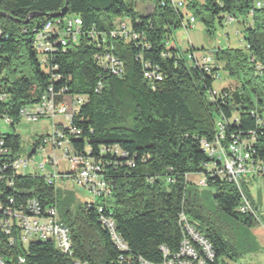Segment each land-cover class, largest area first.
<instances>
[{"label": "trees", "instance_id": "16d2710c", "mask_svg": "<svg viewBox=\"0 0 264 264\" xmlns=\"http://www.w3.org/2000/svg\"><path fill=\"white\" fill-rule=\"evenodd\" d=\"M138 1L148 2L150 10L138 12L134 6ZM185 7L209 34L215 21L222 25L229 17L242 26L245 50L212 51V70L220 67L237 82L232 90L223 88L215 101L208 96L215 88L214 79L168 46V34L183 19L170 0H0V119L7 118L12 127L19 124L21 107L36 103L49 89L59 93L58 101L84 97L71 123L80 135L70 142L99 165L98 174L111 189L105 202L84 203L75 212L58 214L69 230L70 254L61 252L52 240L22 243L13 226L10 235L0 232V254L6 261L22 256L26 264H73L75 260L125 264L99 220L104 215L112 218L127 254L161 264L162 248L169 255L179 249L181 212L210 241L216 261L227 263L225 258L237 254L212 220L199 187L186 176L205 177V186L213 188L210 200L221 215L246 226L255 223L252 214L238 210L234 184L226 177L210 176L218 164L199 141L211 140L215 120L222 119L226 138L230 134L245 138L253 132L251 151L264 160V127L258 123L264 112V8H255L253 0H186ZM70 15L81 19L83 32L103 34V41L83 33L77 43L69 41L63 47L54 45L52 37L50 51L38 50L36 36L44 23ZM121 19L129 20L136 39L109 35ZM110 46L122 63L119 75L95 58ZM155 66L162 79H146L144 71ZM0 140L8 149L0 156V202L18 208L35 198L43 207H55L53 184L42 175L19 174L9 166L17 157L20 135L0 133Z\"/></svg>", "mask_w": 264, "mask_h": 264}, {"label": "built area", "instance_id": "2783aa9c", "mask_svg": "<svg viewBox=\"0 0 264 264\" xmlns=\"http://www.w3.org/2000/svg\"><path fill=\"white\" fill-rule=\"evenodd\" d=\"M170 4L175 9H181L186 5V0H170ZM253 4L255 8H264V0H253ZM250 13H252V10ZM228 20H233V18L229 17ZM194 21V17L190 15L188 24ZM183 28L186 29L187 27L184 26ZM83 33L95 40L102 37L103 41L104 38L103 34L94 30L83 32L82 21L78 16H66L62 21L59 19L47 21L36 36V47L40 51H50L53 44H60L65 47L69 41L77 43ZM109 35L127 40H134L138 37L137 33L131 30L128 19H121L115 28L109 32ZM52 37H54L53 44L49 41ZM111 50L112 46L106 47L100 54L95 55V58L99 61V64L112 74L119 75L122 63L113 55ZM187 58L206 75L211 76L214 81L221 80L220 67H217L216 71L212 70L215 67V62L211 51L201 54L189 51ZM44 60L42 58V61ZM256 68L260 69L259 66ZM143 76L151 81L162 79L157 66L144 71ZM98 86H100V82ZM221 92V88H214L209 91L210 100L215 101V97H219ZM58 94L49 89L48 92L40 96L36 103L23 106L19 111L21 120L24 119L27 122H36L42 118L52 120L50 133L41 136L35 147V151L37 148L45 149L46 146L51 150L43 158V162L39 163L38 168L43 171L46 164L49 165L51 173H44L42 176H44L47 184H53L52 177L59 175L56 172L59 160L54 157L53 152L56 150L61 151L62 159L68 168V172L63 173L62 176L70 177L78 186L89 193L92 200L86 202L88 203L87 206L97 200L105 202L111 196V189L106 179L98 174L99 165L92 163L90 157L77 152L70 142L71 137L80 135V131L74 128L71 123L79 107L83 104L84 97L74 96L67 100L58 101L56 99ZM252 113L254 115L258 112L252 111ZM58 116L63 118L64 123L53 122V119ZM3 121L5 123L9 122L7 118ZM223 123L222 119H216L214 137L211 140L201 138L199 144L201 149L214 161V165L218 164V167H214L215 171L210 176H223L226 177L228 182L234 184L239 194L238 210L253 216L254 210L249 198L242 189L241 180L246 177L264 176V160L254 157L251 151L252 141L254 140L253 132H250L249 136L245 138H240L234 134H230L226 138ZM258 123L260 127H264V112L258 117ZM2 145L3 141L0 140V156L8 153V149L2 147ZM29 160L31 158L20 159L16 157L9 163V166L13 171L17 172L19 169L25 168ZM198 175L202 177L198 181V186H205V177L201 174ZM189 176H186L187 181H189ZM101 210L102 208L99 207V211ZM99 220L109 231L111 240L116 247L122 252L119 256V260L122 263L153 264L141 256L133 257L127 254L128 247L117 234L111 217L100 215ZM179 221L183 230L179 249L169 255L167 250L162 248L165 258L161 264H227L222 261H216L215 250L210 241L192 227L182 212L179 214ZM13 226L18 230V236L22 243H27L29 238L31 240H52L61 252L70 254L72 251L69 230L59 220L57 209L54 206L43 207L35 198L27 199L18 208H12V206L0 202V232L10 235ZM12 241L13 239L9 238V242ZM10 262L5 260L3 254H0V264H26L25 258L22 256H18L14 261L11 259ZM73 264L88 263L75 260Z\"/></svg>", "mask_w": 264, "mask_h": 264}, {"label": "rangeland", "instance_id": "374dc122", "mask_svg": "<svg viewBox=\"0 0 264 264\" xmlns=\"http://www.w3.org/2000/svg\"><path fill=\"white\" fill-rule=\"evenodd\" d=\"M134 6L138 12L149 11L151 8L148 2L142 1L134 2ZM180 11L183 15L181 25L178 28H173L168 34V46L177 48L180 54H183L187 64H190V60L187 58L190 48H193L198 54L207 51L212 52L216 48L223 47L245 50L246 44L243 39L242 26L235 20L225 18L222 25L215 21L209 34L199 18L188 24L189 17L192 14L185 6ZM184 26L187 28H183ZM221 77L220 81L214 82L213 86L215 88L232 90L237 85V82L228 78L222 70ZM53 120L54 122L61 121L64 123L61 117H56ZM51 124L52 120L49 118H42L36 122H27L22 119L19 124L12 127L0 119V133L5 134L14 131L20 135V148L16 153L17 158H31L25 168L17 171L19 174L43 175L44 173H51L48 164H46L43 171L38 168L39 163L43 162V158L51 152L47 146L45 149L37 148L32 155H29L34 143L41 136L50 133ZM53 154L59 160L56 170L59 175L52 177L55 207L58 214L66 210L75 212L82 204L92 200V197L70 177L62 176L63 173L68 172L67 165L62 159L61 151L56 150ZM50 156L52 157V155ZM201 179L202 177L198 174L191 175L189 176V183L198 186V181ZM241 185L254 210L255 223L251 226L234 222L221 215L216 211L210 200V192H213V188L208 186L198 187L201 191L203 204L208 209L212 220L216 221L224 238L237 252L233 259L225 258L227 264H264V176L246 177L241 180ZM30 240L29 238L28 241Z\"/></svg>", "mask_w": 264, "mask_h": 264}, {"label": "water", "instance_id": "95a60500", "mask_svg": "<svg viewBox=\"0 0 264 264\" xmlns=\"http://www.w3.org/2000/svg\"><path fill=\"white\" fill-rule=\"evenodd\" d=\"M34 152H35V147H32L30 152H29V155H32Z\"/></svg>", "mask_w": 264, "mask_h": 264}, {"label": "crops", "instance_id": "0c3cea01", "mask_svg": "<svg viewBox=\"0 0 264 264\" xmlns=\"http://www.w3.org/2000/svg\"><path fill=\"white\" fill-rule=\"evenodd\" d=\"M58 117H61V116H58ZM62 118V117H61ZM62 121H63V118H62ZM54 122V121H53ZM55 123H61V121H58V122H55ZM52 125V124H51Z\"/></svg>", "mask_w": 264, "mask_h": 264}]
</instances>
